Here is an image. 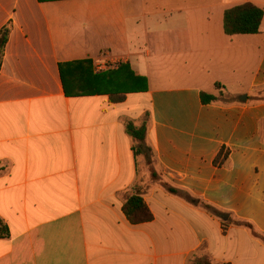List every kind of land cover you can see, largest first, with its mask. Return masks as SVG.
Returning <instances> with one entry per match:
<instances>
[{
  "label": "crops",
  "instance_id": "1",
  "mask_svg": "<svg viewBox=\"0 0 264 264\" xmlns=\"http://www.w3.org/2000/svg\"><path fill=\"white\" fill-rule=\"evenodd\" d=\"M246 3L264 12V0H0V31L12 26L0 264H264V19L256 35L224 31ZM83 60L127 63L147 90L68 97L60 65ZM126 121L146 122L149 167ZM133 190L151 222L124 215Z\"/></svg>",
  "mask_w": 264,
  "mask_h": 264
},
{
  "label": "trees",
  "instance_id": "2",
  "mask_svg": "<svg viewBox=\"0 0 264 264\" xmlns=\"http://www.w3.org/2000/svg\"><path fill=\"white\" fill-rule=\"evenodd\" d=\"M263 19L264 12L256 5L252 3L237 5L226 10L224 15V31L228 36L256 35L260 33ZM11 29L12 26L8 25L0 31V71ZM60 73L63 88L68 97L108 95L112 102L120 103L126 99L127 94L145 92L147 90L146 78L134 73L127 63L119 64L116 68L107 71L95 72L91 60L76 61L60 65ZM215 99L214 96L202 94V102L204 104H209L215 101ZM125 128L133 141L135 156H143L148 159V166H150L153 151L146 144V122L141 126H137L133 121H126ZM219 161L220 156L215 160V163L217 164ZM168 191L174 195L182 196V193L176 189L168 188ZM206 209L209 211L213 210L210 206H206ZM123 213L132 225L148 223L154 219L139 190H133L126 195ZM237 225L246 226L258 235L251 224L237 223ZM9 235L8 226L0 219V238H7ZM203 264L214 263L205 261Z\"/></svg>",
  "mask_w": 264,
  "mask_h": 264
},
{
  "label": "rangeland",
  "instance_id": "3",
  "mask_svg": "<svg viewBox=\"0 0 264 264\" xmlns=\"http://www.w3.org/2000/svg\"><path fill=\"white\" fill-rule=\"evenodd\" d=\"M194 1H197V2H198V0H194ZM144 160H145L146 165L148 166V163H149L148 161H149V160L146 159V158H144ZM148 167H149V166H148Z\"/></svg>",
  "mask_w": 264,
  "mask_h": 264
},
{
  "label": "water",
  "instance_id": "4",
  "mask_svg": "<svg viewBox=\"0 0 264 264\" xmlns=\"http://www.w3.org/2000/svg\"><path fill=\"white\" fill-rule=\"evenodd\" d=\"M246 98V97H245Z\"/></svg>",
  "mask_w": 264,
  "mask_h": 264
}]
</instances>
